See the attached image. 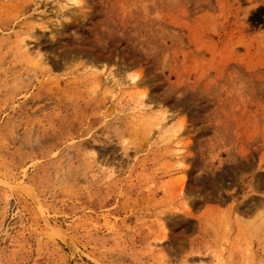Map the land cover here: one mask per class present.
Listing matches in <instances>:
<instances>
[{
	"label": "rangeland",
	"instance_id": "obj_1",
	"mask_svg": "<svg viewBox=\"0 0 264 264\" xmlns=\"http://www.w3.org/2000/svg\"><path fill=\"white\" fill-rule=\"evenodd\" d=\"M258 7L0 0V264H264Z\"/></svg>",
	"mask_w": 264,
	"mask_h": 264
},
{
	"label": "trees",
	"instance_id": "obj_2",
	"mask_svg": "<svg viewBox=\"0 0 264 264\" xmlns=\"http://www.w3.org/2000/svg\"><path fill=\"white\" fill-rule=\"evenodd\" d=\"M264 11V7H258L251 15L250 19L252 21V23L255 24H264V18H261L260 16H258V14H260V12Z\"/></svg>",
	"mask_w": 264,
	"mask_h": 264
},
{
	"label": "bare ground",
	"instance_id": "obj_3",
	"mask_svg": "<svg viewBox=\"0 0 264 264\" xmlns=\"http://www.w3.org/2000/svg\"><path fill=\"white\" fill-rule=\"evenodd\" d=\"M73 2H74V0H73ZM22 46H23L24 51H25V52H28V47H27L26 43L22 44ZM105 78H110V79H112L111 72H108ZM139 110H140V111H144V107H143V108L140 107ZM145 110H146V109H145ZM163 118H164V117H163Z\"/></svg>",
	"mask_w": 264,
	"mask_h": 264
}]
</instances>
